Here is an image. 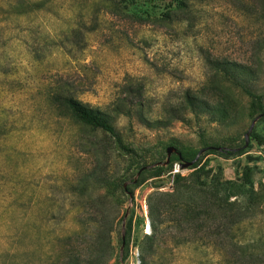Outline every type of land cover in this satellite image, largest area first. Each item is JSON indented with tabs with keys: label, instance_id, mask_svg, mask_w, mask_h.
<instances>
[{
	"label": "rangeland",
	"instance_id": "obj_1",
	"mask_svg": "<svg viewBox=\"0 0 264 264\" xmlns=\"http://www.w3.org/2000/svg\"><path fill=\"white\" fill-rule=\"evenodd\" d=\"M186 1L0 0V264H264V117L246 145L259 113L210 63L250 65L264 94V0H193L192 12ZM188 93L235 111L211 121L190 109ZM65 96L107 114L134 153L79 120ZM169 146V164H157ZM200 151L176 174H247L255 206L191 221L164 196L148 233V195L172 192L174 164ZM116 178L134 201L109 183Z\"/></svg>",
	"mask_w": 264,
	"mask_h": 264
},
{
	"label": "trees",
	"instance_id": "obj_2",
	"mask_svg": "<svg viewBox=\"0 0 264 264\" xmlns=\"http://www.w3.org/2000/svg\"><path fill=\"white\" fill-rule=\"evenodd\" d=\"M194 5L193 0H187L182 4L184 9L190 12H192L195 8ZM165 18L172 17L168 14ZM210 63L213 68L220 72L227 80L235 84L239 89L250 96L253 100L254 106L256 107L257 113H259L261 117H264V94L258 92L252 84L255 79V71L251 68V66L241 62L228 60L226 58L214 60L210 59ZM60 101L65 104L82 122L92 128L101 129L108 133L114 139L117 148L122 150L124 154L134 153L133 148L125 145L120 131L113 124L108 115L100 109L93 108L88 104L82 103L74 97L65 96L61 98ZM186 102L190 109L203 114L208 113L211 117V121H219L221 119L230 118L232 117V112L235 111L234 108L231 107V105L224 99L211 102L199 95L188 93L186 96ZM206 148L211 151H222L228 155L236 153L242 154L246 151L244 146L235 147L236 150H226L224 146L212 145H207ZM195 157L196 156L186 160L185 162L181 157L179 162L188 163ZM197 166L198 163L195 164L193 168ZM146 167L147 166L142 167L143 170L137 176L136 180V177L131 180L133 185H139L141 183L144 179L142 176L144 172L151 173L153 176V174L157 175L156 173L164 171L166 168L162 165L149 169H146ZM109 183H114L116 185L115 187L119 188L121 193L125 195L127 199L131 201L135 200L131 188L128 184L125 187V183L123 184L119 178H116L113 182L111 181ZM164 196L175 197L176 207L182 209L189 220L198 221L204 215L206 209H216L224 213V215H230V213L235 210H250L253 206H255L259 193L255 190L254 182L249 179V175L247 176V174L242 181L225 178L220 168H210L207 170L198 168L191 172L188 176L176 174L172 192L164 194L159 190H155L148 195L147 204L149 216L154 230L156 229L155 216L157 213L161 212L162 200ZM261 237L264 238V236ZM64 264L81 263L79 258L70 256Z\"/></svg>",
	"mask_w": 264,
	"mask_h": 264
},
{
	"label": "water",
	"instance_id": "obj_3",
	"mask_svg": "<svg viewBox=\"0 0 264 264\" xmlns=\"http://www.w3.org/2000/svg\"><path fill=\"white\" fill-rule=\"evenodd\" d=\"M260 117H261V116L258 115V116H256V117L254 118V120L252 121V124H251V126L249 127V129H248V131H247V133H246V145H247L248 142H249V135H250V133L252 132L255 123H256V121H257ZM225 149H226V150H236V148H230V147H225ZM176 150H177L176 147H174V146H169L168 149H167V154H168L167 159H166L165 161H163V162H159V163H157V164L168 165L169 162H170V157H171L172 153L175 152ZM200 153H201V151L197 154V156H196L191 162H188V163H182V168H187V167H189V166H192V165L198 160V157H199ZM157 164H152V165H150V166H154V165H157ZM142 170H143V168L138 172L137 176L140 174V172H141ZM137 176H136L135 180L137 179ZM126 186H127V183H125V187H126ZM124 245H125V235H124V233H123L122 249H123Z\"/></svg>",
	"mask_w": 264,
	"mask_h": 264
},
{
	"label": "built area",
	"instance_id": "obj_4",
	"mask_svg": "<svg viewBox=\"0 0 264 264\" xmlns=\"http://www.w3.org/2000/svg\"><path fill=\"white\" fill-rule=\"evenodd\" d=\"M182 163L176 162L173 166L172 172L173 174L179 173L182 171ZM146 231L149 233L151 231V224L150 221L148 220V223L146 224Z\"/></svg>",
	"mask_w": 264,
	"mask_h": 264
},
{
	"label": "crops",
	"instance_id": "obj_5",
	"mask_svg": "<svg viewBox=\"0 0 264 264\" xmlns=\"http://www.w3.org/2000/svg\"><path fill=\"white\" fill-rule=\"evenodd\" d=\"M201 264H208V263H206V262H203V263H201Z\"/></svg>",
	"mask_w": 264,
	"mask_h": 264
}]
</instances>
